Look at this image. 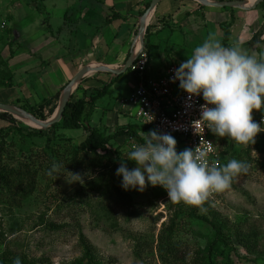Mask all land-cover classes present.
<instances>
[{"label":"rangeland","instance_id":"rangeland-1","mask_svg":"<svg viewBox=\"0 0 264 264\" xmlns=\"http://www.w3.org/2000/svg\"><path fill=\"white\" fill-rule=\"evenodd\" d=\"M222 28L227 30L229 26ZM219 29L210 19L204 32L194 31L187 40L188 57L210 36L220 42L224 33ZM163 37L168 35L164 33ZM184 42L178 32L169 41L177 43L179 48L178 44L183 46ZM236 45L243 48L235 42ZM249 55L264 59V53L258 49H252ZM159 68L153 65L147 78L156 79L161 73ZM4 72L5 64L0 61V83L6 81ZM135 85L133 72H125L115 80L116 90L109 88L99 105L109 109L120 105L122 109L119 102L129 97ZM24 108L30 110L27 105ZM99 111L93 117L92 127L104 125L100 124ZM3 113L6 112H0ZM253 118L256 122L264 121V112L254 111ZM126 119L120 117V123ZM129 119L137 122L134 115ZM84 123H87L86 118ZM15 126L23 131L13 130ZM261 126L264 127V123ZM128 127L129 124L119 125L111 120L105 130L106 134L114 135ZM29 128L34 127L21 118L0 115V129L11 133L9 139L17 144L15 165L27 155L43 151L50 137L52 148L48 151L58 159L53 163L58 168L53 175H48L53 166L49 163L39 172L35 191L21 207L0 202V257L8 264H14L17 258L25 264H91L83 239L101 264H209V246L217 238V227L230 243L212 253L218 264H264V132L252 145L218 137L227 163L237 159L247 163L249 168L246 173L233 177L229 188L209 195L198 210L200 217L195 218L191 215L194 206L170 201L161 186L149 184L143 192L126 191L121 187L122 177L116 175L117 168L122 162L130 170L137 167L134 161L128 160V153L134 145H143L141 138L131 134L115 137L102 151L108 157L102 165L76 173L75 167H64L59 161L86 138V130L49 128L47 136L38 137L28 135ZM175 139L178 152L188 149L178 136ZM117 190H121L125 202L116 194ZM51 223L60 225V229H50ZM161 234L168 235L177 244L174 254L160 248ZM239 234L247 237L246 244L239 243Z\"/></svg>","mask_w":264,"mask_h":264},{"label":"crops","instance_id":"crops-1","mask_svg":"<svg viewBox=\"0 0 264 264\" xmlns=\"http://www.w3.org/2000/svg\"><path fill=\"white\" fill-rule=\"evenodd\" d=\"M152 1L0 0V50L3 48L1 54L13 75L12 87L0 86V102L37 108L49 104L87 67L92 71L76 85L71 98H83L85 93L106 85L116 90L114 82L122 74L113 75L102 67L123 69L130 59L136 60L142 53L148 57V71L153 65L160 67L159 78L169 66H180L190 58L186 52L187 40L194 31L204 32L210 19L224 35L226 30L222 27L229 26L227 43L230 46L236 42L248 54L252 49L264 53L263 2L253 9H231L204 6L197 0H161L147 17L142 37L141 19ZM177 32L185 40L183 46L178 44L181 48L177 43H169ZM164 33L168 35L165 39ZM133 75L136 85L128 98L119 100L122 109L120 105L113 109L99 105L103 96L83 120L86 118L92 124L95 113L100 110V124L104 125L94 127L99 130H105L111 120L119 125L141 124L135 116L134 105L129 102L141 81ZM132 115L137 122L130 121ZM120 117L127 119L120 123ZM144 133L141 129L140 134Z\"/></svg>","mask_w":264,"mask_h":264},{"label":"clouds","instance_id":"clouds-1","mask_svg":"<svg viewBox=\"0 0 264 264\" xmlns=\"http://www.w3.org/2000/svg\"><path fill=\"white\" fill-rule=\"evenodd\" d=\"M171 79L173 83L179 81L190 98L203 97L206 103L201 106L200 121L215 136L252 145L264 132V121L256 122L253 118L254 111L264 112V59L249 55L239 45L224 46L210 36L175 69ZM128 160L137 167L130 170L122 162L116 171L122 177L124 190L143 192L149 184L161 186L170 201L191 206H200L210 193L229 188L232 178L249 168L237 159L222 167L210 165L198 148L178 152L176 139L157 131L147 133L143 145H134ZM57 168L53 164L48 175H53ZM14 264L22 261L17 258Z\"/></svg>","mask_w":264,"mask_h":264},{"label":"trees","instance_id":"trees-1","mask_svg":"<svg viewBox=\"0 0 264 264\" xmlns=\"http://www.w3.org/2000/svg\"><path fill=\"white\" fill-rule=\"evenodd\" d=\"M262 5H264V2L262 3ZM224 37L225 38L223 42L227 43L230 38L229 29L225 31ZM0 61L5 64L6 70V72H4V80L6 81L5 83H0V86L10 88L13 86V75L8 67L7 61L3 58L1 53ZM144 77L145 79H148V68L144 74ZM109 86L110 85H106L102 89H95L90 92V94L85 93V96L83 98L77 100L71 98L70 102L68 103V106L66 107L63 119L59 123L51 127H61L64 130H86V138L78 145V147L70 150L67 156L64 157V159L59 161L64 167H75L74 172L76 173L80 172V170L83 169H96L100 166V164L102 165V162L106 158H108L107 155L102 154V151L115 137L131 134L132 137L137 136L141 138L142 142L144 143L145 135L140 134V130L143 129L145 132L144 134L148 133L149 131L148 127L138 123L135 125H129L130 127H128V129L124 128L114 135H109L106 134L105 130H99L97 128L92 127L88 123H84V115L88 114L90 110L94 108L97 100L107 94ZM59 96L60 94H58L55 99L49 101V104L53 101V106H50L48 111L46 108H48L47 106H49V104H46L39 108L29 106L30 110H28L29 108H24V105L21 107L31 112L37 118L47 120L51 118L54 114L58 106ZM16 104L20 105L18 103ZM0 115L9 116L10 118L14 119L13 115L9 113H3ZM13 130L17 131L18 133L23 131V129L18 126H15ZM27 132L28 135L31 136L36 135L38 137H44L48 135L49 129L42 130L36 128H29L27 129ZM10 134L11 133L4 132V130L0 129V202L5 203L11 207H21L26 198L35 191L38 182L39 172L43 171L45 166L47 167L49 163L53 164L55 162L54 160L58 159H55V157L50 156L48 149L52 148V142L50 137H48L46 148L43 149V151L36 152L33 154L31 153L30 155H27V157H25L22 162L18 160V165H15L13 161L16 160L17 157L15 155L17 151V144L13 139H9ZM215 142L220 154V167H222L226 165L228 158L227 155L219 148L218 137L215 138ZM115 192L123 198L121 190H117ZM125 200L126 199L123 198L121 201L125 202ZM204 205L205 203L200 206H194L191 211V215L195 218H199L200 216L198 215V210L201 209ZM49 228L53 230L60 229V225L51 223ZM217 228L219 229L217 238L213 242H211L209 246V251L211 252V256L209 257V264H218L215 259H213L212 253L219 251L221 246H229L230 244L226 239V236L222 234V229L220 230L219 227ZM160 237V248L162 249V251L165 253L172 252V254H174L173 250H176L174 248H176L177 244L173 242L168 235L165 236V234H161ZM238 237V241L240 244H246V236L239 234ZM82 244H85L86 246V256L90 257L89 259L91 261V264H101L99 258H97L92 253L91 246L88 245V243L84 239L82 241ZM0 264L8 263L0 257Z\"/></svg>","mask_w":264,"mask_h":264},{"label":"built area","instance_id":"built-area-1","mask_svg":"<svg viewBox=\"0 0 264 264\" xmlns=\"http://www.w3.org/2000/svg\"><path fill=\"white\" fill-rule=\"evenodd\" d=\"M148 66L146 54H140L130 70L141 78L129 102L135 107V116L151 131L178 136L181 144L195 151L198 148L208 163L221 166L215 136L201 119V106L206 102L202 96L189 97L179 81L172 82L175 69L171 65L163 76L145 79ZM212 193H210L211 195ZM215 194V192H213Z\"/></svg>","mask_w":264,"mask_h":264},{"label":"water","instance_id":"water-1","mask_svg":"<svg viewBox=\"0 0 264 264\" xmlns=\"http://www.w3.org/2000/svg\"><path fill=\"white\" fill-rule=\"evenodd\" d=\"M161 0H153L143 15L141 19V29H140V35L143 37L145 30H146V20L149 14L154 11V9L157 7V5L160 3ZM199 3H201L204 6H213V7H219V8H241V9H253L264 0H255L252 3H249L245 0H229V1H213V0H197ZM135 60L130 59L128 63L125 65L123 69L120 70H112L107 67H102V69L109 71L113 75H121L127 71V69L133 65ZM92 70L91 68L87 67L82 69L73 79L72 81L67 85V87L63 90L60 96L59 105L56 110V112L52 115V117L46 121L38 119L35 115H33L31 112L23 109L20 106H17L15 104H9V103H3L0 102V112H6L11 115H13L16 118H21L22 120L29 121L30 123L28 125L36 128V129H42L46 130L54 126L55 124L59 123L64 116L66 107L68 106V103L71 100V96L73 94V90L76 87V85Z\"/></svg>","mask_w":264,"mask_h":264},{"label":"bare ground","instance_id":"bare-ground-1","mask_svg":"<svg viewBox=\"0 0 264 264\" xmlns=\"http://www.w3.org/2000/svg\"><path fill=\"white\" fill-rule=\"evenodd\" d=\"M25 122L28 123V124L30 123L29 121H26V120H25ZM30 124H31V123H30Z\"/></svg>","mask_w":264,"mask_h":264}]
</instances>
